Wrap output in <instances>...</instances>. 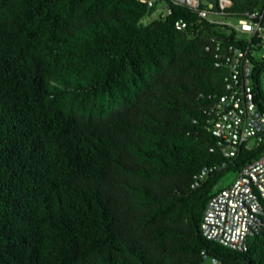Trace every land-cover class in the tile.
Segmentation results:
<instances>
[{
	"label": "trees",
	"instance_id": "16d2710c",
	"mask_svg": "<svg viewBox=\"0 0 264 264\" xmlns=\"http://www.w3.org/2000/svg\"><path fill=\"white\" fill-rule=\"evenodd\" d=\"M162 1L143 22L141 0H0V264H200L201 249L264 264V222L244 251L198 228L220 175L261 145L190 186L223 158L204 127L227 75L213 45L244 37ZM251 62L264 108V58Z\"/></svg>",
	"mask_w": 264,
	"mask_h": 264
},
{
	"label": "built area",
	"instance_id": "2783aa9c",
	"mask_svg": "<svg viewBox=\"0 0 264 264\" xmlns=\"http://www.w3.org/2000/svg\"><path fill=\"white\" fill-rule=\"evenodd\" d=\"M141 1L148 6L153 4V0ZM170 1L187 6L196 12L198 18L225 23L232 28L236 37H244L242 44L226 42L221 45L216 41L213 45V64H224L227 75L224 77L225 91L217 95L205 111L204 127L214 136L223 158L218 164L201 167L190 182V186L194 187L213 168L225 166L226 159L235 156L241 145L250 147L246 143L247 139L252 138V145H261L256 156L236 169L235 176L228 184L215 187L206 200L198 225L205 238L244 251L247 237L257 233L264 222V108L256 105L250 79L251 50L254 45L264 42V0L239 13L227 11L231 0H215L214 9L200 0ZM169 11L164 6L163 13ZM228 13H231L229 16L232 20L222 21L215 17ZM173 25L182 29L186 21L178 17L174 19ZM204 49H210L209 44H205ZM259 58H264V53ZM259 86L264 95V69L259 74ZM200 254L203 258L200 264H203L204 259L207 260L206 264H238L222 260L204 249L200 250Z\"/></svg>",
	"mask_w": 264,
	"mask_h": 264
},
{
	"label": "rangeland",
	"instance_id": "374dc122",
	"mask_svg": "<svg viewBox=\"0 0 264 264\" xmlns=\"http://www.w3.org/2000/svg\"><path fill=\"white\" fill-rule=\"evenodd\" d=\"M153 5H154L153 12L149 16L145 17L143 19V22H146L149 19H151L152 17L156 16L157 13H160V12L163 13L164 2L162 0H153ZM212 16H213V14H212ZM215 17L219 18V20H222V21H227V20L233 19L231 16H227V15H215ZM261 53H264V42H262L260 45H254L252 50H251V54H252L253 58H259ZM252 141H253L252 138H249V139H247L246 143L249 146H251ZM235 174H236V170H234V169H228L227 171H224L220 175L215 186L217 187V186H222V185L228 184L233 179ZM206 263H207V260L204 259L203 264H206Z\"/></svg>",
	"mask_w": 264,
	"mask_h": 264
},
{
	"label": "water",
	"instance_id": "95a60500",
	"mask_svg": "<svg viewBox=\"0 0 264 264\" xmlns=\"http://www.w3.org/2000/svg\"><path fill=\"white\" fill-rule=\"evenodd\" d=\"M200 2L202 4H205V5L213 8V9L216 8V2H215V0H200Z\"/></svg>",
	"mask_w": 264,
	"mask_h": 264
}]
</instances>
